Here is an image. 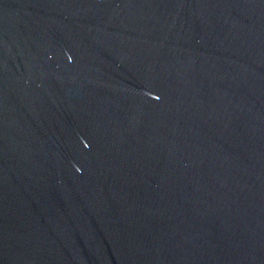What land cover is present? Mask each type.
<instances>
[{
  "label": "water",
  "instance_id": "obj_1",
  "mask_svg": "<svg viewBox=\"0 0 264 264\" xmlns=\"http://www.w3.org/2000/svg\"><path fill=\"white\" fill-rule=\"evenodd\" d=\"M0 264H264V0H0Z\"/></svg>",
  "mask_w": 264,
  "mask_h": 264
}]
</instances>
